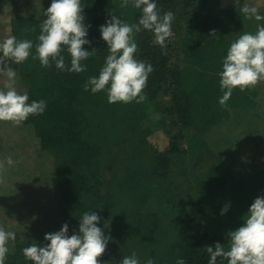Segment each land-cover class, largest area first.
Segmentation results:
<instances>
[{
	"label": "trees",
	"instance_id": "trees-1",
	"mask_svg": "<svg viewBox=\"0 0 264 264\" xmlns=\"http://www.w3.org/2000/svg\"><path fill=\"white\" fill-rule=\"evenodd\" d=\"M218 1L157 0L162 14L174 13L175 38H167L161 47L151 31L135 33L136 57L153 67L139 103H110L106 91L84 88L108 55L99 26L111 14L138 23L141 10L131 3L122 6V0H83L92 41L84 47L97 50L81 62L86 71H62L54 61L45 67L32 56L12 65L28 102L47 101L43 114L30 115L18 128L25 126V132L37 137L39 150L53 158L57 181L51 162L52 184L46 187L57 192L58 202L49 210L53 218L59 215V224L47 233L68 223L72 234L82 214L95 210L101 216L99 226L109 235L100 257L104 264H122L133 253L140 264L149 258L155 264H176L177 258L208 264L207 246L220 242L228 250L227 233L243 223L255 198L264 196V167L248 165L249 157L235 142L223 144L231 150L222 154V144L213 137L264 136V80L243 91L235 88L221 105L218 73L231 43L245 32L255 33L264 20L240 13L242 2L222 7ZM36 3L26 0L10 23L11 35L33 41V55L51 1L43 8ZM257 8L264 15V7ZM62 55L70 66V54L65 50ZM159 131L168 137L162 149L149 139ZM47 216L26 219L29 231L25 238L19 234L4 264H33L23 248L48 241H33L39 235L29 225L44 227ZM217 264H227V259L218 257Z\"/></svg>",
	"mask_w": 264,
	"mask_h": 264
},
{
	"label": "clouds",
	"instance_id": "clouds-1",
	"mask_svg": "<svg viewBox=\"0 0 264 264\" xmlns=\"http://www.w3.org/2000/svg\"><path fill=\"white\" fill-rule=\"evenodd\" d=\"M238 4L240 0H235ZM131 3L141 10L138 23L129 24L121 16L111 14L104 24L99 26L101 39L106 42L108 55L98 76H90L84 84L85 90L92 93L106 91L110 103H137L145 99L143 89L147 85L149 74L153 71L150 63L136 57L138 44L135 33L149 30L154 35V43L166 46L167 38L172 34V11L163 14L157 7V0H122V6ZM248 19L264 20L256 6L247 3L240 8ZM44 20L35 45L36 54H32L33 41L17 39L9 35L0 40V74L7 77L4 88L0 89V121L19 123L30 115L43 114L47 101L41 99L30 103L25 92L18 93L15 84L19 65L30 56L38 58L41 65L48 67L52 61L58 69L81 73L87 65L81 63L97 50L86 48L91 45L90 24L86 23L83 0H51L44 10ZM213 35L215 30H212ZM70 54V66L65 64L62 52ZM223 95L219 103L225 105L235 88L241 91L250 85L264 80V24L257 25L255 33L245 32L229 46L222 61V70L218 73ZM7 164L14 161L9 156ZM230 203L222 207L224 215ZM243 223L227 233L230 241L228 250L222 243L207 246L208 264H217V258L227 259V264H264V196H258L242 217ZM79 228L69 234V225L64 223L55 232L45 233L46 244H31L23 248L26 259L33 264H104L100 259L105 253L109 235L99 226L101 216L94 211H86L79 218ZM106 225V224H105ZM16 240V233L0 227V264H4L9 252L8 242ZM122 264H140L136 254L122 258ZM145 264H155L149 258ZM176 264H186L183 258H177Z\"/></svg>",
	"mask_w": 264,
	"mask_h": 264
},
{
	"label": "rangeland",
	"instance_id": "rangeland-1",
	"mask_svg": "<svg viewBox=\"0 0 264 264\" xmlns=\"http://www.w3.org/2000/svg\"><path fill=\"white\" fill-rule=\"evenodd\" d=\"M25 1L0 0V40L11 35V17L18 12ZM36 1L38 2L36 4L43 8L51 0ZM218 2L222 7H231V5L237 4L235 0H220ZM240 2L243 4L247 3L250 6L264 7V0H240ZM13 3L15 4L12 5ZM174 38L175 36L172 33L169 39L174 40ZM18 79L19 76H16L15 87L18 93L23 94L25 93V87ZM6 81L7 77L0 74V89L4 88ZM261 103L264 112V100ZM21 125H24L23 121L19 123L0 121V227L6 231L16 233V240L8 242L9 251L19 241L17 239H21L20 233L23 237L27 235L26 232L29 230H26V219L31 218L30 215L34 220H37L40 216L48 214L44 219V227L30 223L29 227H32V232L39 235L37 240L31 238L33 241L44 240L45 233L59 224V215L53 218L49 210V208H55L52 203L54 200L56 203L58 202L57 192H52L51 186L46 187L52 184V176L49 171L51 170V162L53 164V158L47 151L43 150L41 152L39 150L37 137L29 134V131L25 132V126H23V129H18ZM262 129L264 135V124ZM1 132H8L10 135L2 134ZM213 138L215 143L222 144V150H224L222 154H226L231 150V147L223 146V144L235 142L238 143L241 150H244L245 155L249 157L246 160L248 165L251 162L258 168L264 167V136H261V134L243 137L242 140L246 141V143L228 135L226 137ZM149 139L151 143L157 144L160 149L165 148L168 142V137L162 131L153 134ZM9 156L14 161L13 165L7 164ZM44 173H47L46 176ZM53 174L57 181L54 164ZM53 188H55V184H53ZM41 189L44 190L41 191ZM3 199L6 201L4 202ZM35 207L37 208L34 209ZM32 209L36 210V213ZM29 213L31 214L29 215ZM29 222H31L30 219Z\"/></svg>",
	"mask_w": 264,
	"mask_h": 264
}]
</instances>
